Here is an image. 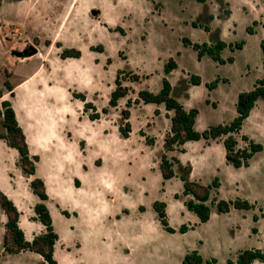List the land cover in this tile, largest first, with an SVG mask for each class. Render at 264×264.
Wrapping results in <instances>:
<instances>
[{
  "label": "rangeland",
  "instance_id": "1",
  "mask_svg": "<svg viewBox=\"0 0 264 264\" xmlns=\"http://www.w3.org/2000/svg\"><path fill=\"white\" fill-rule=\"evenodd\" d=\"M149 5L143 0H1L0 102L10 101L13 97H16V102L19 94H14L13 85L27 75L37 77L28 82L19 98V106L24 120H27V129L29 128L26 129L19 110V119L27 135V145L34 153L32 155L38 158L35 168L41 151L46 150L44 145H48L50 151H47L42 170L47 176L57 179L62 161L70 156L61 154L54 148L61 145L72 146L76 161L65 162L60 177L66 180L67 186L72 190L95 192L99 199H104L112 206L106 212V226L109 228L84 231V236L80 235L82 246L79 243L78 227L71 230L78 217V209L69 203L60 202L52 193L47 192L45 203L54 217L52 226L58 236L55 243L58 264H178L184 249L193 247L198 237L206 239L205 252L211 253L214 248L216 256L224 261L226 250L234 245L233 242L227 245L231 238L227 230L228 223L240 224L244 232L248 223L252 220L256 222L258 218L254 216L249 221L242 220L235 212H231L229 216H217L214 213L209 216L211 220L215 215L208 229L200 230L203 232L187 231L181 236L183 233H179L178 229L184 225L183 221L194 220L195 217L187 208L185 216L179 215V211L185 210L182 203L185 205L188 197L183 195V188L180 192V182L175 174L167 180L162 177L161 145H158V138L166 121L161 116L157 119L153 117V109L155 108V113L158 112L157 106L147 105L136 110L131 117L132 128L128 135L125 137L121 134V112L137 104V99L133 101L129 94L120 100L117 105L119 108L109 105L117 75L122 85V77L126 76L124 79L129 80L128 74L118 72L123 70L125 62H128V67L151 72V67H158L156 55L151 52L145 59L148 55H140L142 47L145 46L150 51L154 42L161 49L171 40L160 22L149 25L142 21L149 15ZM167 11L174 13L172 3L168 4ZM176 23H173L174 33L183 32L184 28L176 26ZM148 26H151L149 34ZM146 36L151 46L148 42L142 45L141 37L146 40ZM168 47L172 48L173 45ZM73 48L80 51L79 57H60L64 49ZM127 57L128 60H125ZM147 61H151L150 64L153 65L147 66ZM127 72L132 75L131 71ZM151 79L148 86L154 89L157 81H154L155 78ZM6 81L12 86L11 91L4 86ZM77 94L83 95L84 99ZM88 103L94 109L87 108ZM33 109H40L41 112L34 117L31 115ZM105 109L106 113L103 111ZM42 111L50 112L51 117L46 120L41 116ZM92 114H98V117L91 118ZM145 117L157 120L156 129H146ZM49 121L52 122L54 134L50 132ZM154 137L158 140H154ZM150 140L151 143H148ZM199 162L204 163L202 160ZM202 165L208 169L206 165ZM179 169L178 172L188 179L192 177L202 183L210 179L199 172H192V166L188 164ZM38 174L44 175L40 169ZM93 177L102 178L103 183L93 181ZM31 179L19 166L17 150L0 139V189L18 208L21 228L27 236L35 238L39 234L38 227L42 224L35 219L34 207L40 199L30 187ZM244 184L257 194L264 192V178L257 170L249 171ZM213 190L216 187L210 192ZM224 190L221 192L222 197L231 193L230 190ZM118 194L124 195V198H119ZM137 196L139 199L135 200ZM156 199L167 203L166 220L176 233L166 230L161 233L149 224L157 223L150 210L151 203ZM120 200L122 203L135 200L133 206H125L132 211L133 218L121 219L113 226L110 220L114 221L115 213L125 208L121 206ZM102 206L98 205L96 208L102 209ZM138 207L147 208L150 212H138ZM92 211L84 208L86 225L93 223ZM1 216L0 213V225ZM157 219L162 226L158 215ZM209 219L206 222L209 223ZM263 225L264 221L260 223L261 227ZM242 239L240 237L241 242ZM237 241L239 237L235 244L239 243ZM0 264L39 262L34 255L17 253L3 257Z\"/></svg>",
  "mask_w": 264,
  "mask_h": 264
},
{
  "label": "crops",
  "instance_id": "2",
  "mask_svg": "<svg viewBox=\"0 0 264 264\" xmlns=\"http://www.w3.org/2000/svg\"><path fill=\"white\" fill-rule=\"evenodd\" d=\"M147 2L150 7L149 15H146L142 21H146V23L150 25L153 22H160V25L165 28V33L170 35L171 40L163 46V48L156 47L155 43H153V48L150 51L145 49V46L142 47L141 56L146 57L151 52H154L153 55H156V61L158 63L157 68L151 67L152 71H141L138 67H128V62H125L123 70L131 71L132 74L138 75V81H130V80H122L123 86L128 88V94L132 95V100L135 101L138 99V92L142 90H147L152 93H157L161 89L162 79L164 77L167 78L168 82L171 86V96L176 99L186 110H197V115L194 121V129L197 132H202L207 129L209 126H216L220 124L229 123L232 119L237 116L236 112V102L238 94L241 92L250 91L253 89L254 85L257 81L261 80L264 76V68H263V54L260 48L261 41L264 40V0H224L225 6L217 0H207L205 3H195L192 0H143ZM160 4V8H156L157 4ZM169 3H172L174 7V13H170L167 11V6ZM224 8V9H223ZM226 9V12L224 11ZM187 15H189L190 19L187 20ZM177 22V23H176ZM196 23V26L191 23ZM173 23H176V26H181L184 28V31L180 33H174L173 31ZM154 25V24H153ZM152 25V27H154ZM204 26L209 27V31L204 30ZM148 34L151 26H148ZM252 28L253 32L248 33L247 28ZM154 30V28L152 29ZM151 38V35H149ZM183 38H187L192 43H211L215 41H224L226 44L238 42L244 40V44L241 49L231 51L230 48L226 47L221 52V59L223 63H218L211 59L209 56H202L198 58L197 52L190 46H186L183 44ZM141 37L142 45H146V40ZM152 41V39H151ZM149 43V42H148ZM151 46V44L149 43ZM168 45H173L172 48H169ZM167 48V49H166ZM166 49V50H165ZM160 51V52H159ZM149 55L145 58L147 59ZM231 58V61L228 59ZM169 59L173 60L176 65V68L173 69L167 76L164 75V65L169 61ZM128 60V57L125 59ZM147 61L146 65H153ZM36 72V71H35ZM34 75L30 74L24 77L19 83L14 86V94H19L16 102V97L10 99L12 103V108L15 113L16 121L19 127L22 129L25 138L27 140L26 132L24 131V127L22 126L19 119V110L21 112V117L23 118L22 109L19 106V98L20 92L22 89L28 84L29 81L35 80L37 77H33ZM190 76H196L200 78V83L197 85L188 84V80ZM151 78H155L157 81V86L154 89H151L148 86V82L151 81ZM218 80V83L214 89H208L207 85L212 81ZM153 82V81H152ZM37 87L39 84L36 85ZM126 95V96H127ZM125 98V97H123ZM121 98V99H123ZM120 99V100H121ZM120 100H118V104H120ZM62 104V102L60 103ZM147 105L157 106V113H155V108L153 109V117L157 119L160 117L161 119H165L166 123L163 130L159 133V143L161 145V154L164 153V139L170 128V117L173 115L172 111H168L164 104H153V103H143L139 101V103L131 106L129 110V124L130 128H132L131 117L136 110H141ZM119 108V106H117ZM31 115L36 117L37 113L39 114L40 109H33L31 111ZM41 116L46 120L51 117L50 112L42 111ZM53 118V117H52ZM149 117H145V125H147L146 129H156L157 120H149ZM153 119V118H152ZM25 121V120H24ZM27 121V120H26ZM25 121V127L27 129V122ZM50 132L53 131L52 122L49 121ZM29 129V128H28ZM27 129V130H28ZM147 134V132H145ZM54 134V133H53ZM235 139L238 142V147L241 146L242 137L248 138V140L260 144L262 146V150L254 154V156L248 161L246 166H241L239 168L233 167L226 161V149L223 144V139L212 140L206 142L205 140L198 141H187L183 146V149L180 147L174 148L172 151H168L166 155L169 158H174L178 161V164H175L173 169L175 172V177L179 179L180 182V192H182L183 182L180 179L181 172H178L180 167H185L187 164L192 166V172H199L202 175L208 176L209 181L206 183H202L201 181L190 177L191 181L199 182L201 185H208L212 183L215 179H217L218 187L216 190L210 192L209 199L207 204L210 205V217L212 214H218L217 216H229L230 213L235 212L240 215L242 220H252L254 216L258 217L256 222L248 223V228L243 232L242 226L240 224H229L228 223V233L230 235L229 242H233L232 248L226 250V258L224 261H221L217 256L216 252L213 248L211 253L205 252V248L207 245L206 239L198 237L196 239L193 247H186L181 254L182 257L191 250H197L201 255L204 261H215L216 264H226L228 259L235 261V256L239 251L246 249H263L264 248V225L260 226V223L264 221V192L257 194L256 192L251 191L244 184L246 180V176L249 171L257 170L259 174L264 178V101L258 99L254 107L251 109L249 115L243 121L241 129L239 133L234 134ZM151 138V136H150ZM50 139V138H49ZM154 137V140H158ZM33 141V140H32ZM47 143L49 140L46 141ZM27 143V141H26ZM34 144V142H33ZM28 151L29 154L32 155L34 153L31 152L29 145ZM66 146V147H64ZM68 147V148H67ZM35 148L41 151L37 145ZM44 152L41 151L39 155V163L35 168V175L41 179L44 183L45 192L52 193L55 197H57L62 203H69L73 207L77 208V216L75 219V225L71 228V230L75 229L79 231V243L83 246L81 242V234L84 236V231H91L92 229L101 228L106 229L109 226H106V212L112 206L108 205L102 199H99L95 192H88L86 190H72L66 182L65 179L60 177V172H63L64 163L65 162H75L76 160L73 158V148L72 146L61 145L56 146V149L61 154H69V158L63 160L61 163V169L59 170V179H54V177L47 176V173L42 170L43 161L47 157V151H50L48 145H44ZM52 149V150H54ZM62 150H65L62 152ZM33 156V155H32ZM196 163H194V161ZM202 160L206 168L199 162ZM180 165V166H179ZM40 166V168H38ZM179 166V168H178ZM43 173V176H39L38 172ZM180 170V169H179ZM181 171V170H180ZM32 177V176H31ZM33 178V177H32ZM186 178H188L186 176ZM98 179V180H97ZM48 181L51 186L48 184ZM93 181L102 184L103 179L100 177H93ZM210 182V183H209ZM208 183V184H207ZM105 185V184H104ZM126 188H123L125 190ZM225 189V190H224ZM229 191V195L221 196L222 191ZM0 191L9 198L5 192L1 189ZM179 192V193H180ZM21 193V192H19ZM101 193V192H100ZM124 198V195L118 194V197ZM126 197V196H125ZM139 199L135 197V200ZM236 199L245 200L250 203L253 207L249 210H240V209H231L228 213H220L216 211V204L220 200L224 201H234ZM133 200V201H135ZM125 202L122 203L120 200L121 206L129 207L133 206L135 202ZM158 202H162L165 204V213L167 214V203L164 200L156 199ZM153 200V202H156ZM153 202L151 203L150 210L151 214L154 215V219L157 223H149L154 226V228L158 229V231L166 232L162 226L157 221V213L153 209ZM14 204V202H12ZM15 205V204H14ZM46 207L47 204L45 203ZM102 206V209L96 208L97 206ZM182 206L185 210L179 211V215L181 217L185 216L186 211H188L185 205L182 203ZM16 207V206H15ZM93 210L92 211V209ZM122 208L117 214L115 213V220L111 221L112 225L121 219L131 217L133 218L132 211L128 208ZM17 208V207H16ZM48 208V207H47ZM84 208L91 209L93 213V223L86 225L84 223ZM18 210V208H17ZM112 210V209H111ZM138 212L148 211L147 208H137ZM19 212V211H18ZM113 212V211H111ZM150 212V211H148ZM191 212V211H190ZM1 213V239H0V261L3 257L10 255L6 253L3 248V234L5 231V223L7 221V217L3 210L0 208ZM192 213V212H191ZM49 214L52 220V224L54 223V217L49 209ZM136 214V213H134ZM195 219L194 220H186L183 221L182 224L192 225L193 228L190 229L187 233L190 232H203L200 230L208 229V225L211 223V220L205 223H198V217L193 213ZM18 217V226L22 230L24 234V238L26 241H32L34 238L26 235L25 230L21 228ZM137 220V219H136ZM109 222V223H110ZM138 222H140L138 220ZM146 222V221H145ZM88 223V222H87ZM148 223V222H147ZM231 225V226H230ZM44 226L38 227V235L44 232L42 231ZM81 228V229H80ZM83 228V229H82ZM175 228V227H174ZM111 229V228H110ZM83 230V231H82ZM254 230V232H252ZM201 234V233H200ZM204 234V233H202ZM37 235V236H38ZM185 235V234H180ZM36 237V236H35ZM238 244H235L236 240H238ZM242 239V242L240 240ZM226 245V246H227ZM55 245H54V254L53 258L59 263V260L55 256ZM18 254H31L34 255L39 262V264H45L44 259L37 253L25 251L20 252ZM181 261V260H180ZM178 262V264L180 263ZM251 264H264V262L259 260H254Z\"/></svg>",
  "mask_w": 264,
  "mask_h": 264
},
{
  "label": "trees",
  "instance_id": "3",
  "mask_svg": "<svg viewBox=\"0 0 264 264\" xmlns=\"http://www.w3.org/2000/svg\"><path fill=\"white\" fill-rule=\"evenodd\" d=\"M1 4V0H0ZM248 32H252V29H248ZM185 45H192L196 50L197 55L201 58L204 55L209 56L214 61L222 63L223 60L220 57V52L225 47V44L218 42L212 46L207 44H191L186 38L183 39ZM243 43L236 44L235 48H240ZM261 49L264 55V41L261 42ZM28 56V55H25ZM80 51L76 49H64L60 57H79ZM231 60V59H229ZM264 66V59H263ZM175 67L173 60H169L164 68L165 73H168ZM118 74H128L127 78L130 81H138V76L135 74L125 73L120 70ZM126 77V76H124ZM124 77L122 79L124 80ZM191 81L194 84L199 83V78L193 76ZM217 85V81H213L208 84V89H214ZM4 86L11 91L12 86L6 81ZM128 94V88L124 87L119 80V75L115 79V88L110 94L109 105L111 107L117 106L118 100L125 97ZM78 97L84 99V96L77 94ZM1 97V95H0ZM138 98L136 102L142 101L143 103L164 104L168 111H172L173 115L170 117L171 127L170 133L166 137L164 142V150L172 151L175 147L183 146L187 141H212L223 139V144L226 149V160L233 167L239 168L246 166L249 159L259 152L262 147L259 144H255L249 141L248 148L238 149L237 142L234 134L239 133L243 121L249 115L255 102L258 99L264 101V77L259 80L251 91L242 92L237 97L236 112L237 116L228 124L210 126L203 132H197L194 129V121L197 115V110H185L182 105L171 96V86L167 79H163L161 90L157 93H151L146 90L138 92ZM87 108H93L91 103L86 105ZM104 113L107 110H103ZM121 124L120 132L123 136H127L130 131V124L128 121L129 111L122 110L121 112ZM98 114H92L91 118H97ZM0 139H3L6 144L17 150L19 154V166L27 176H32L30 181V187L35 195L38 196L40 202L34 207L36 214L35 219L38 220L44 226V232L36 236L32 241H26L22 230L18 226L19 212L14 204L0 191V208L3 210L7 217V221L4 225L5 231L3 234V248L6 253L17 254L20 252L30 251L39 254L44 259L45 264H57L53 258L54 245L58 238L55 233L52 220L49 211L45 205L47 195L45 192L44 183L41 179L34 177L35 164L38 161L37 156H31L28 151L25 135L22 129L19 127L14 110L9 100H3L0 102ZM244 141H248L246 137H242ZM151 143V140L148 141ZM175 161V159H173ZM173 163L164 155L161 157L160 169L162 177L167 180L174 176ZM181 180L183 182V195L191 196L185 202V206L189 211H192L199 219L200 223H205L210 216V206L207 204L211 188L218 186V182L215 179L209 186H203L196 182H192L182 175ZM231 208L248 210L252 208V205L245 200L236 199L234 201H219L216 205V209L220 213L229 212ZM153 209L158 214L159 220L164 228L169 233H174L175 230L171 228L166 220L165 204L162 202H155ZM256 219V218H255ZM186 225H182L179 229V233H185L188 231ZM254 260L264 262V251L259 250H246L241 252L235 264H251ZM202 258L196 253L188 254L184 257L181 264H202ZM215 261H207L205 264H215ZM228 264H233L228 261Z\"/></svg>",
  "mask_w": 264,
  "mask_h": 264
},
{
  "label": "flooded vegetation",
  "instance_id": "4",
  "mask_svg": "<svg viewBox=\"0 0 264 264\" xmlns=\"http://www.w3.org/2000/svg\"><path fill=\"white\" fill-rule=\"evenodd\" d=\"M192 1H194L195 3L203 4V3H205L207 0H192ZM217 1H220L224 6L226 5V4H224V2H223L224 0H217ZM158 7L160 8V4H159V3L156 5V8H158ZM223 9H224V8H223ZM224 11L226 12V9H225ZM187 17H188L187 20L189 21V19H190L189 17H190V16L187 15ZM191 24L194 25V26H196V23H193V22H192ZM248 29H252V28H250V27L247 28V31H248ZM204 30H205V31H209V27H208V26H204ZM252 32H253V29H252ZM252 32H248V33H252ZM183 39H185V38H183ZM186 39H187V38H186ZM187 40H188V39H187ZM188 41H189V40H188ZM263 41H264V40H263ZM189 42H190V41H189ZM218 42H222V43H224V44H225V47H224V48L228 47V48H230L231 51L239 50V49H241L242 46H243V45H242L240 48H235L236 44H238V43H243V44H244V40H241V41H238V42L236 41V42H234V43H230V44H226L224 41H215V42H211V43H206V42H203V43H192V42H190V43H191V44H207V45L212 46V45H214V44H216V43H218ZM261 42H262V41H261ZM183 44H184V43H183ZM184 45H185V44H184ZM186 46H187V45H186ZM188 46L192 47V45H188ZM192 48H193V47H192ZM224 48H223V49H224ZM260 48H261V43H260ZM193 49H194V48H193ZM223 49H222V50H223ZM195 51H196V50H195ZM261 51H262V49H261ZM221 52H222V51H221ZM221 52H220V55H221ZM262 54H263V52H262ZM197 56H198V55H197ZM204 56H207V55H204ZM198 58H199V57H198ZM211 59H212V58H211ZM263 59H264V55H263ZM169 60H170V59H169ZM218 63H219V62H218ZM222 63H223V62H222ZM165 65H166V64H165ZM165 65H164V68H165ZM175 68H176V65H175V67L172 68L168 73H165V71H164V75L167 76V74H169V73H170L173 69H175ZM263 68H264V66H263ZM122 71H125V73H128L126 70H122ZM192 77H193V76H190V78H189V80H188L187 83H188V84H192V85H197V84H194V83L191 81V78H192ZM263 77H264V76H263ZM163 79H167V78L164 77ZM163 79H162V81H163ZM215 81H217V83H218V80H215ZM212 82H213V81H212ZM212 82H211V83H212ZM257 82H258V81H257ZM257 82H256V83H257ZM199 83H200V78H199ZM199 83H198V84H199ZM255 85H256V84H255ZM255 85H254V86H255ZM161 87H162V85H161ZM253 88H254V87H253ZM160 90H161V89H160ZM160 90H159V91H160ZM146 91H147V90H146ZM159 91H158V92H159ZM250 91H251V90H250ZM149 92H150V91H149ZM158 92H157V93H158ZM246 92H247V91H246ZM151 93H152V92H151ZM157 93H154V94H157ZM241 93H242V92H241ZM239 94H240V93H239ZM239 94H238V95H239ZM138 99H139V98H138ZM175 100H176V99H175ZM141 102H142V101H141ZM137 103H139V102H137ZM182 107H183V106H182ZM253 107H254V106H253ZM183 108H184V107H183ZM185 110H186V109H185ZM187 111H189V110H187ZM232 120H233V119H232ZM232 120H231V121H232ZM231 121H230V122H231ZM230 122H229V123H230ZM170 123H171V120H170ZM225 124H228V123H225ZM220 125H224V124H220ZM170 127H171V125H170ZM209 127H210V126H209ZM205 130H206V129H205ZM202 132H203V131H202ZM169 133H170V128H169V131H168L166 137L169 135ZM166 137H165V139H166ZM165 139H164V142H165ZM247 139H248V138H247ZM201 140H203V139H201ZM242 140H243V139H242ZM249 141H250V140H248V141H244V140H243V141L241 142V146L238 147V142H237V140H236V142H237V148H238V149H243V148L246 149V148H248V146H249ZM251 142H252V141H251ZM253 143H254V142H253ZM255 144H256V143H255ZM259 145H260V144H259ZM163 147H164V144H163ZM261 147H262V146H261ZM175 148H176V147H175ZM173 150H174V149H173ZM261 150H262V149H261ZM261 150H260V151H261ZM260 151H259V152H260ZM167 152H168V151H165V150H164V153H163L162 155L165 154V156H166V157H167V158L173 163V166H172V167H174L175 164H178V161H176V159H175V161H173L174 158H169V157L166 155ZM256 153H257V152H256ZM256 153H255V154H256ZM253 156H254V155H253ZM253 156H252V157H253ZM161 157H162V156H161ZM252 157H251V158H252ZM251 158H250V159H251ZM250 159H249V160H250ZM179 166H180V165H179ZM179 166H178V168H179ZM173 170H174V169H173ZM174 174H175V172H174ZM180 177H181V176H180ZM180 179H181V178H180ZM188 180H190V179H188ZM216 180H217V179H216ZM181 181H182V180H181ZM190 181H191V180H190ZM192 182H194V181H192ZM196 183H197V182H196ZM212 183H213V182H212ZM198 184H199V183H198ZM200 185H201V184H200ZM208 186H209V185H208ZM217 187H218V186H217ZM217 187H216V188H217ZM211 189H212V188H211ZM209 196H210V194H209ZM187 197H188V199H191V198H192L191 196H187ZM220 201H224V200H220ZM218 202H219V201H218ZM218 202H217V203H218ZM226 202H229V201H226ZM249 204H250V203H249ZM216 205H217V204H216ZM209 206H210V205H209ZM252 207H253V206H252ZM215 208H216V207H215ZM231 209H234V208H231ZM231 209H230V210H231ZM250 209H251V208H250ZM230 210H229V211H230ZM240 210H242V209H240ZM248 210H249V209H248ZM216 211H217V209H216ZM191 212H192V211H191ZM217 212H218V211H217ZM186 226L189 228L188 231H189L190 229L193 228L192 225H186ZM174 230H175V229H174ZM174 233H176V232H174ZM185 233H186V232H185ZM183 234H184V233H183ZM246 250H259V251H264V248H263V249H253V248H252V249H246ZM246 250L239 251V252L236 254V256H235V261L233 262L232 260L228 259V260L226 261V264H228V261H231L233 264H235L238 255H239L241 252L246 251ZM193 252L196 253L197 255H199V256L201 257V255L198 253L197 250H191V251H188V252L182 257V259H181V261H180V264L182 263V261H183V259H184V257H185L186 255L191 254V253H193ZM201 258H202V257H201ZM202 260H203V258H202ZM205 262H207V261H204V260H203V263H202V264H205ZM215 262H216V260H215ZM215 264H216V263H215Z\"/></svg>",
  "mask_w": 264,
  "mask_h": 264
},
{
  "label": "water",
  "instance_id": "5",
  "mask_svg": "<svg viewBox=\"0 0 264 264\" xmlns=\"http://www.w3.org/2000/svg\"><path fill=\"white\" fill-rule=\"evenodd\" d=\"M93 13H95V12H93Z\"/></svg>",
  "mask_w": 264,
  "mask_h": 264
}]
</instances>
